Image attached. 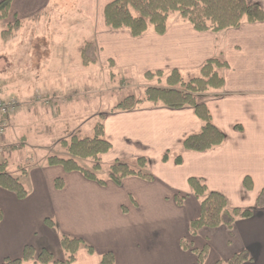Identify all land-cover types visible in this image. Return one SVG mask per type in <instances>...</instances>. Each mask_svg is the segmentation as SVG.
<instances>
[{"label":"crops","instance_id":"obj_1","mask_svg":"<svg viewBox=\"0 0 264 264\" xmlns=\"http://www.w3.org/2000/svg\"><path fill=\"white\" fill-rule=\"evenodd\" d=\"M248 1L264 11V0ZM108 2L80 0L82 20L70 25H80L75 31L80 35L74 46L78 53L72 52L67 40L54 45L71 63V68L60 69L62 80L83 82L75 78L78 68L73 64L79 55L83 63V34H91L86 41L97 48L95 65H110L127 76L177 71L196 78L206 62L219 59L226 64L219 70L223 87L199 95L198 103L209 110L224 143L203 153L183 151L185 140L202 130V121L190 107L155 105L105 113L103 136L111 149L101 160L133 162L129 165L134 166L145 158L146 173L152 179L131 176L121 185L112 181L100 185L81 172L48 163L22 170L19 177L13 175L20 178L28 196L19 199L0 188V264L21 258L27 246L34 247L36 259L24 264H41L37 256L43 251L53 256L48 264L62 262L66 259L62 236L81 239L93 248L89 252L82 247L70 264H102V256L108 253L114 255L115 264H199L198 255L206 246L204 264H227L242 252L250 257L243 264H264V208L257 207L264 190V22L212 33L198 32L183 20L170 21L163 35L150 31L133 37L128 30L106 26ZM50 4L51 0H12L4 22L12 25L19 20L16 33L24 34L36 20L41 21ZM45 63L33 59L28 72L40 76L58 70ZM61 91L37 87L19 99L5 139L9 150L17 149L11 142L17 140L16 127L24 124L25 113L42 109L48 114L77 101L72 95L77 90L68 96ZM21 141L27 143L25 137ZM167 153L169 160L164 162ZM179 156L181 163L176 162ZM191 178L202 179L209 191L223 194L230 208L251 209L254 215L236 221L232 228H204L193 237L190 224L201 215V200L192 193ZM247 178L251 188L245 184ZM177 197L182 198L181 204Z\"/></svg>","mask_w":264,"mask_h":264},{"label":"trees","instance_id":"obj_2","mask_svg":"<svg viewBox=\"0 0 264 264\" xmlns=\"http://www.w3.org/2000/svg\"><path fill=\"white\" fill-rule=\"evenodd\" d=\"M12 0H4L0 3V20L5 21L11 9ZM174 14H178L185 23L191 24L198 32L218 33L227 29H236L244 23L264 22V11L257 5L248 0H109L104 9L105 24L112 30H128L133 37H140L147 32H154L158 35L166 33L170 19ZM21 27L19 20L9 28L19 29ZM83 64L85 66L95 65L97 59V48L92 43H86L81 48ZM226 64L219 59L206 62L200 69L201 77L194 79L191 84H187L186 91L174 89H152L158 94L175 95L180 97L173 101L165 102L170 108L190 107L194 109L198 118L202 121V130L199 134L189 136L183 145L185 152L203 153L210 151L224 143L223 133L214 125L209 110L205 105L198 103V96L208 93L211 90L218 91L223 87V79L219 70ZM179 72L173 71L172 74ZM163 73H146L145 76L153 79L161 76ZM130 99H134L133 97ZM150 99V98H149ZM137 108L136 105L129 102L118 104L112 111H129ZM104 120V117H100ZM100 125V124H99ZM97 126L99 136L92 138H82L78 142L81 150H74L75 137L69 145L63 142L62 145L68 148L72 158L63 159L59 157H50L48 165L62 166L67 172H81L87 179L97 182L100 185H106V182L112 181L117 185L131 176H138L144 179H152V175L146 173L147 160L139 158L134 166L121 161H115L109 167V179L100 180L97 172L101 170V160L99 155L110 151L111 145L103 136V124ZM98 131L100 133H98ZM99 137V138H98ZM77 142V141H76ZM78 150V151H77ZM84 157L91 158L94 161L92 169H85L80 165L77 159ZM169 160V153L165 154L163 161ZM177 163H181V156L177 157ZM7 162L0 164V188L15 194L19 199H25L28 192L21 182L20 178L7 172ZM188 184L193 195L201 200V215L190 224V234L195 237L204 229H217L220 227L232 228L236 221L241 219H250L254 215V210L230 208L227 198L218 192L209 191L202 179L191 178ZM245 184L251 188L250 180L247 178ZM62 181H58L61 187ZM178 203H182V198L177 197ZM258 208H264V190L258 197ZM3 213L0 210V222ZM188 248L187 243H182ZM61 247L66 254V259L55 264H70L74 261L76 253L82 248L93 252V248L85 244L81 239L62 236ZM199 264H204L208 258V247L198 255ZM36 259V250L32 246L24 249L23 256L15 260H6L2 264H24ZM39 263L48 264L53 261V256L43 251L37 256ZM250 260L246 252L235 255L227 264H243ZM102 264H115V257L112 253L104 254L101 260ZM223 264V263H217Z\"/></svg>","mask_w":264,"mask_h":264},{"label":"rangeland","instance_id":"obj_3","mask_svg":"<svg viewBox=\"0 0 264 264\" xmlns=\"http://www.w3.org/2000/svg\"><path fill=\"white\" fill-rule=\"evenodd\" d=\"M80 9V0H51L50 6L40 17L41 21L36 20L34 26L28 27L24 34H17L16 28H9V25L0 20V98L15 97L19 100L37 87L43 90L60 88L61 93L66 96L78 91L72 94L77 101L65 106L63 110L53 108L51 113L46 114L40 109L36 113H25L22 116L24 124L16 127L17 140L11 142L17 145V149L8 148V152L0 156V163L7 162V172L12 175L19 177L22 170L29 171L37 166H47L50 157L72 158L68 148L62 143L66 142L69 145L75 137L77 142L74 141L73 148L81 150L78 142L82 138L94 139L99 136L97 126L103 123L100 117H104L105 113L113 110L118 104L129 102L137 107L162 105L180 97L174 94H158L152 90L153 88L186 91L187 84L190 85L194 79L201 77L198 74L196 78H191L186 73L163 74L153 79L145 75L127 76L128 74L115 71L110 65L103 63L85 66L78 54L79 58H75L76 63H73L78 68L75 78L79 80L82 78L83 82L63 81L65 76H61V73L71 68V63L68 59L65 60L68 58L66 55L63 57L61 51L55 50L54 45L67 40L68 44L73 46L72 52L78 53L74 46L80 39V35L76 33L80 25L73 27L70 25L82 20ZM181 20L178 14H174L170 19L174 24ZM90 36L91 34H83V44L87 43L86 39L88 40ZM33 59L37 64L46 60L48 63L45 65H51L54 70L56 68L58 70L33 76L28 72L32 68ZM85 67L89 70H85ZM132 97L134 99H130ZM59 108L61 109V106ZM22 137L27 140L25 145L22 144ZM99 158L101 160L102 155H99ZM76 161L85 169H92L95 164L88 157L76 158ZM113 162L107 158L101 160L102 168L97 172L100 180L109 179V167Z\"/></svg>","mask_w":264,"mask_h":264},{"label":"built area","instance_id":"obj_4","mask_svg":"<svg viewBox=\"0 0 264 264\" xmlns=\"http://www.w3.org/2000/svg\"><path fill=\"white\" fill-rule=\"evenodd\" d=\"M20 102L16 98L0 99V156L5 153V135L9 125V119L17 111Z\"/></svg>","mask_w":264,"mask_h":264}]
</instances>
